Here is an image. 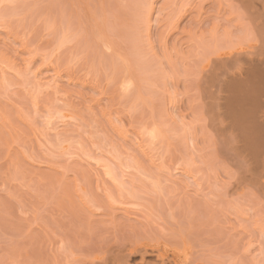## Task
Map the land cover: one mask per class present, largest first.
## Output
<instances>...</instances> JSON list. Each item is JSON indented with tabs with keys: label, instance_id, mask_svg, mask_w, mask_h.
Returning <instances> with one entry per match:
<instances>
[{
	"label": "rangeland",
	"instance_id": "rangeland-1",
	"mask_svg": "<svg viewBox=\"0 0 264 264\" xmlns=\"http://www.w3.org/2000/svg\"><path fill=\"white\" fill-rule=\"evenodd\" d=\"M241 1L0 0V264H264L217 85L259 41Z\"/></svg>",
	"mask_w": 264,
	"mask_h": 264
},
{
	"label": "bare ground",
	"instance_id": "bare-ground-1",
	"mask_svg": "<svg viewBox=\"0 0 264 264\" xmlns=\"http://www.w3.org/2000/svg\"><path fill=\"white\" fill-rule=\"evenodd\" d=\"M242 1L245 4V9L247 7L250 11L249 15H251V17H249L253 19V27L256 29L255 34L258 38L256 40H259V43L257 42L251 49L247 50L243 54L240 53L242 56L237 55L235 61L239 60L240 64V66L237 64L235 68L237 70L234 69L235 71L231 72L233 70L228 71L225 69V72H223L224 77L222 76L223 78H219V81L221 80L220 82L217 81V83H219L217 85L220 87L221 91H223L222 93L219 91L220 96L221 94H224L223 99H221L222 97L217 98L223 100L222 102L225 105V109L222 108L223 110H221L218 108V110L220 109L223 111V116L228 119L224 120V122L226 121L229 123L226 124H228L230 129L235 132L234 134L232 131L234 135L231 132H227L228 130H222V126L226 124H221L223 123L221 111L215 109V113L217 114L218 112L217 115H219V118L222 116V120L221 118L218 119V130H222L223 132H221L223 134L226 131L229 136L232 134L231 136L234 138L231 137V139L233 138L236 142L232 143V145L235 143L233 147V149L236 150L235 156L242 159L240 160L241 164H245V167H243L244 165L242 166L244 169V171L242 169L243 173L242 171L240 172L243 177L242 179L240 176L241 179L246 183L249 182V185L252 184L253 187L255 186L254 189L257 188L256 191H260L264 195V0ZM246 11L248 12L247 9ZM238 57L239 59H237ZM225 64L226 68H230L227 63ZM218 99L217 102L219 103L221 100L218 101ZM220 120L221 122H219ZM224 136L228 137L227 135ZM235 136L238 138L236 139ZM225 139H230V137ZM232 153L234 152L232 151ZM241 179L239 178L240 182H242ZM261 193H259V195ZM111 249L108 250V254L101 262L93 263L182 264L175 259V256H171V254L167 255L159 252L157 249L147 248L145 246L139 247L131 245L130 247L127 246V248L117 249L116 253H114L115 250L111 253ZM93 263L90 262V264Z\"/></svg>",
	"mask_w": 264,
	"mask_h": 264
}]
</instances>
